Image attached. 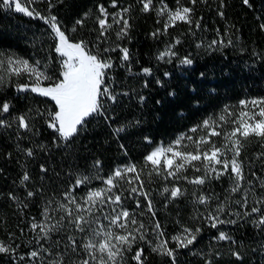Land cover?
<instances>
[{
    "label": "trees",
    "instance_id": "obj_1",
    "mask_svg": "<svg viewBox=\"0 0 264 264\" xmlns=\"http://www.w3.org/2000/svg\"><path fill=\"white\" fill-rule=\"evenodd\" d=\"M180 3L193 9L194 23L178 21L166 32L163 31L166 16L141 11L142 0H116V7L112 6V0H51L52 7L49 0H35L29 5L42 17L56 16L61 29L74 42L91 41L89 47L93 51L97 43L101 47L119 44L130 53L129 61H122L119 50L107 54L113 63L109 71L110 88L117 99H106L105 110L88 118L85 129L71 142L58 139V134L45 122L46 117L36 115V109L51 110L54 102L35 93L18 91V84L30 81L27 75L11 74L7 66V57L12 56L27 59L30 64L39 60L41 67L49 66L50 73L56 69L57 61L53 58H58V54L54 51L56 41L50 25L40 17L17 13L14 7H0V53L3 54L0 60L4 61L0 66L3 79L0 103L11 104L10 114L0 113V119L6 121L0 125V241L11 243L15 248L12 253H0V264H48L55 259V255L49 256L47 252L35 261L29 257L31 251L40 247L36 240L43 235L39 229L31 228L32 223L56 225L62 213L55 208L58 203L66 202L65 194L69 191H74L79 198L89 188L106 187L101 180L93 179L89 185L74 188L78 177L99 174L107 178L116 168L127 164L144 168L143 191L152 200L155 216L147 211L143 196L130 193L127 185L119 189L123 192V206L130 212L135 211L147 233L146 240H137L132 244V251L125 253L124 264H137L132 256L140 248L144 264H264V226L251 222L258 215H235L250 211L256 196H250L249 208L245 209L232 203L241 195L233 194L220 218L236 223L218 224L213 228L205 217L228 195L232 181L227 175L219 180L209 177L205 185L197 187L184 179H165L163 171L149 176L151 165L145 167L144 157L157 146L174 141L181 133L194 139L206 134L203 128L197 133L189 130L209 117L217 120V130L223 127L230 131L234 127L233 117L229 116L227 122L218 121L225 109L238 114L241 100L264 99V28L261 27L264 0H248L247 4L244 0H196L195 4L180 0ZM163 4L169 9L178 7L176 0H163ZM100 5L109 12V23L111 14L129 9L124 16L130 28L123 39L117 40L115 31L119 26L113 24L106 37L97 40ZM153 5L161 7V0H153ZM78 20L83 24L78 25ZM197 21L199 28L195 26ZM157 29L162 31L153 36ZM177 40L180 42L176 43ZM166 46H174L173 50L178 53V58H172L170 63L166 62L167 57L157 59ZM184 57L190 58L192 64H181L180 59ZM143 68H150L151 75L143 74ZM26 113L32 117L28 131L18 128L15 119ZM121 126L124 131L116 134L115 129ZM212 139L218 144L224 142L223 137ZM183 144L191 150L190 142L185 140ZM28 148L33 150L31 157L26 155ZM240 160L246 181L253 182L256 192H264L259 187L264 180V142L255 137L245 141ZM25 173L30 179L21 183ZM202 174L191 168L183 173L189 178ZM166 187L168 193L164 192ZM173 187L181 188L184 194L172 198ZM28 191L35 195L28 197ZM201 194L213 199L201 205L197 201ZM137 200L141 203L140 209L136 208ZM45 208L49 210L47 220L43 215ZM104 211L109 209L105 207ZM156 222L165 233L162 239L168 242L167 247L174 249V257L153 251L159 243L153 232ZM184 228L201 231L192 245L178 247L172 237L182 234ZM221 231L231 240H218ZM70 234L78 238L80 235L65 221L59 231L49 234L51 239L41 240L40 244L57 253L63 251L64 243L57 246L54 242L63 239L66 243ZM233 253H239V258ZM65 260L67 264V257Z\"/></svg>",
    "mask_w": 264,
    "mask_h": 264
},
{
    "label": "snow or ice",
    "instance_id": "obj_2",
    "mask_svg": "<svg viewBox=\"0 0 264 264\" xmlns=\"http://www.w3.org/2000/svg\"><path fill=\"white\" fill-rule=\"evenodd\" d=\"M35 0H0V7L12 9L15 12L23 13L29 17H40L48 23L54 33V51L58 54L56 59L58 67L49 72V66L44 64L41 67L39 60L34 63L27 59H22L12 56L7 57V66L11 74L18 77L27 75L29 83H22L17 85V90L21 92H31L38 94L40 97L46 98L54 102V107L49 109H36V115L46 117L45 122L48 127L53 129L58 134L57 138L71 142L81 131L85 129L88 123V118L101 114L105 110V100L115 101L116 95L110 88L109 71L113 68L112 58L107 55L110 52L119 50L122 54V61L130 60V53L126 47H121L116 44L115 47H101L99 43L95 44L93 48L89 45L91 41L80 40L73 42L66 35L65 31L61 29L57 17L50 15L49 17H42L35 8H30L29 5ZM192 4L196 0H190ZM178 7L169 9L167 5L163 4L161 0V7L156 8L153 5V0H142L143 12L155 11L158 16H166L163 23V31L166 32L169 27H174L178 21L192 24L194 23L191 17L192 8L183 6L180 0H176ZM248 3V0H244ZM51 0H49V7H52ZM112 6L116 7V0H112ZM129 11L128 8L111 14V23H109V12L103 6H99L100 16L97 17L99 25V34L97 40L106 37V33L113 28V24L118 25V30L115 31L117 40L123 39L130 28L129 20L125 18L124 13ZM87 16V13L85 14ZM221 15H223L221 13ZM76 23L83 24L82 20ZM197 28L200 27L199 22H195ZM264 28V25H261ZM76 29L73 28V31ZM162 30L157 29L153 36L158 35ZM180 41L177 40L176 43ZM216 44V41H212ZM198 47L200 45H197ZM174 46H166L165 50L160 52L157 56L158 60H165L171 62L172 58H178V53L173 50ZM211 47V45H209ZM3 54L0 53V56ZM181 64L191 65L192 60L188 57L180 59ZM4 65V61L0 60V66ZM142 73L151 75L150 68H143ZM165 75H169L165 73ZM0 83L3 79L0 78ZM160 83V81H157ZM174 95V93H170ZM143 100V97H141ZM241 110L239 113L229 112L227 109L218 117L219 122H227L228 117H233L231 123L234 127L230 131L224 130L221 127L217 130L218 122L212 117L203 120L202 124L193 126L189 131L197 133L199 129L205 130L204 135H200L194 139L192 135H182L174 142L167 146H157L148 155L144 157L145 167L151 165V170L148 173L151 176L153 173L160 175L165 172V179L172 177L174 180L184 179L188 183L203 186L209 177L219 180L222 176L227 175L232 181L230 188L227 190L228 195L224 197L223 201L217 203L214 210H209L205 219L210 222L211 227L216 228L218 224L236 223L235 220H223L220 215L225 212L228 206V201L233 194L240 193V198L232 201L233 204L249 208L250 196H256L250 207V211H245L243 214L236 212L238 217L243 215L245 217H252L257 214L258 218L251 220L256 226H264V192H256L253 182L246 181L245 172L240 160L244 142L250 140L252 137L264 142V99L252 101H240ZM11 104L8 101L0 103V113L10 114ZM31 111V110H30ZM16 121L18 128L26 131L31 130L32 117L27 113L17 116ZM6 121L0 119V125L5 124ZM124 131V126L115 129L116 134ZM212 137H223V143L218 144ZM147 139V138H146ZM187 140L191 144V150H187L188 145L183 144ZM43 147V146H41ZM26 155L31 157L33 150L31 148L25 149ZM230 154V155H229ZM99 165V161L96 162ZM194 169L196 172H201L202 175L189 178L183 173L189 169ZM46 171L45 169H42ZM99 171V170H98ZM144 168H138L135 164H127L122 168H116L111 174L104 178L97 174L95 177L82 175L75 181L74 188H80L82 185H89L93 179H99L106 187L89 188L82 197H77L74 191H69L65 194L66 202L58 203L55 211L62 213L56 225L46 226L44 223L33 222L31 228L33 230L39 229L42 236H39L36 243L40 245L37 250L31 251L28 255L35 261L42 258L43 252H47L49 256L55 255V259L48 261V264H124V256L126 252L132 251V244L137 240H146L147 233L144 223L136 218L135 211L130 212L123 206V192L119 191L127 185V190L132 194H139L144 197L146 201L147 211L155 216L153 211L152 200L147 192L143 191L144 183L142 174ZM255 176V173H252ZM29 175L25 173L22 177L21 183L28 181ZM246 181V185L243 182ZM123 182V183H121ZM260 189L264 190V180H261ZM164 192L168 193L169 189L166 187ZM183 191L179 187H173L170 190L172 198L183 195ZM11 195V194H10ZM32 191L27 192L28 197L34 196ZM195 195V193H194ZM15 198V197H13ZM213 197H208L203 194L197 197L199 204H207ZM220 200L219 197H215ZM107 207L108 212L104 209ZM136 208H141L139 200L136 201ZM99 213V215L97 214ZM144 215L143 212L139 213ZM229 215L233 214L231 212ZM45 220L49 217V210L44 209L43 213ZM101 216L103 219H101ZM72 227L76 233H79V238L70 234L67 236V242L63 239L55 241L59 246L64 243L63 251L53 253L51 247L44 248L40 244L41 240L51 239L50 233L59 231L62 222ZM107 221V224L104 223ZM201 230L199 228L190 229L184 228L182 234L172 237L177 242L178 247H188L192 245L196 239L197 234ZM153 232L156 234L159 243L153 247L162 255L174 257V249L167 247V241L163 240L165 233L161 231L159 222L154 224ZM136 233H139L137 236ZM218 240H231L225 232H219ZM15 248L11 243L5 244L0 241V253H12ZM239 258V253H233ZM75 257V258H74ZM24 259L23 256L20 257ZM132 259L137 264H144L143 249L136 250Z\"/></svg>",
    "mask_w": 264,
    "mask_h": 264
},
{
    "label": "rangeland",
    "instance_id": "obj_3",
    "mask_svg": "<svg viewBox=\"0 0 264 264\" xmlns=\"http://www.w3.org/2000/svg\"><path fill=\"white\" fill-rule=\"evenodd\" d=\"M71 41H73V40H71ZM74 42V41H73ZM182 135H184L183 133H181L177 138H179L180 136H182ZM176 140V139H175ZM174 140V141H175ZM174 141H172V142H174ZM172 142H170V143H166V144H162L163 146H167V145H169V144H171Z\"/></svg>",
    "mask_w": 264,
    "mask_h": 264
}]
</instances>
